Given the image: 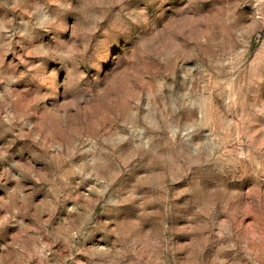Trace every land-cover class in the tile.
Listing matches in <instances>:
<instances>
[{"label": "rangeland", "instance_id": "obj_1", "mask_svg": "<svg viewBox=\"0 0 264 264\" xmlns=\"http://www.w3.org/2000/svg\"><path fill=\"white\" fill-rule=\"evenodd\" d=\"M0 264H264V0H0Z\"/></svg>", "mask_w": 264, "mask_h": 264}]
</instances>
